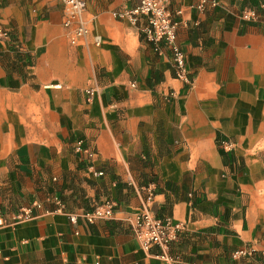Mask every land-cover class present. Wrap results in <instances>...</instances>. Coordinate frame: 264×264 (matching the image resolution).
I'll return each mask as SVG.
<instances>
[{
    "label": "crops",
    "instance_id": "0c3cea01",
    "mask_svg": "<svg viewBox=\"0 0 264 264\" xmlns=\"http://www.w3.org/2000/svg\"><path fill=\"white\" fill-rule=\"evenodd\" d=\"M168 1L188 83L169 47L115 17L119 0H86L77 41L58 0H0V209L42 204L0 226V264H170L134 235L145 202L185 226L171 264H264V10ZM109 199L112 218L80 216Z\"/></svg>",
    "mask_w": 264,
    "mask_h": 264
},
{
    "label": "built area",
    "instance_id": "2783aa9c",
    "mask_svg": "<svg viewBox=\"0 0 264 264\" xmlns=\"http://www.w3.org/2000/svg\"><path fill=\"white\" fill-rule=\"evenodd\" d=\"M66 8L64 25L68 28L73 27V40H82L87 38L91 31L84 20V14L87 8L86 0H60ZM207 0H202L201 6ZM217 5L216 0L212 1ZM259 9L264 10V0H259ZM115 17L129 20L133 25L142 23L141 33L146 41L155 45V49L161 52V45L169 47L171 50L175 76L185 82H189V72L186 64V54L178 44V25L179 21L174 17L169 8L168 0H140L132 8H124L114 12ZM260 10L256 7L246 6L241 11V17L244 20H255L259 18ZM11 36V31L0 21V41L7 40ZM95 45L102 43L100 35L93 36ZM95 88L86 90V94L91 98L95 94ZM81 145V143H80ZM223 147H231L228 142H222ZM99 172L98 175H102ZM59 209L64 210L65 205L58 200ZM42 207L41 202L36 201L31 206L19 209L13 212L9 218L3 210L0 209V226L11 223H17L28 220L33 217L34 210ZM117 202L109 199L95 205L92 209L83 211L80 215L87 223L92 224L100 219H110L115 213ZM75 214L70 215L73 222L78 221ZM184 224L175 221L171 216L158 217L148 202H145L135 213L132 223V230L141 247L144 250H150L153 246H159L162 253L158 257L164 259L170 264L176 259L168 254L170 245L176 241ZM250 250L242 248L234 253V257L241 258L248 256Z\"/></svg>",
    "mask_w": 264,
    "mask_h": 264
},
{
    "label": "rangeland",
    "instance_id": "374dc122",
    "mask_svg": "<svg viewBox=\"0 0 264 264\" xmlns=\"http://www.w3.org/2000/svg\"><path fill=\"white\" fill-rule=\"evenodd\" d=\"M61 4H63L60 0H58ZM122 4V0H119V2L117 3V5H116V9H114L115 11L116 10H120V7H119V5H121ZM131 86H132V84H131ZM92 98V97H91Z\"/></svg>",
    "mask_w": 264,
    "mask_h": 264
}]
</instances>
